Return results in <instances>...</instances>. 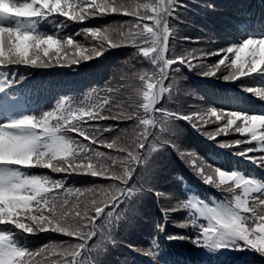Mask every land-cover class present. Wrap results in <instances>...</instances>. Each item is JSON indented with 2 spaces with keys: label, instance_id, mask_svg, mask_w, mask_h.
<instances>
[{
  "label": "snow or ice",
  "instance_id": "1",
  "mask_svg": "<svg viewBox=\"0 0 264 264\" xmlns=\"http://www.w3.org/2000/svg\"><path fill=\"white\" fill-rule=\"evenodd\" d=\"M181 6L179 0H0V72L5 73L7 81L0 87V114L22 103L5 90L19 83L15 72L9 78V70L14 67L79 66L109 49L128 45L136 49L137 59L149 66L131 78L122 77L131 79V83L115 88L109 83L92 89L87 103L77 104L65 97L52 111L0 123V225H10L29 235L51 232L69 238L32 252L12 243L14 233L10 229L0 231V264H80L86 249L103 248L105 240L115 243L116 229L133 217L147 193L171 201L170 195L150 183L153 165L149 160L166 147L175 149L182 159L192 158L194 170L206 184L232 197L217 206L204 205L199 209V218L206 219L207 224L192 216L179 225L195 229L197 235L169 239L189 240L197 247H226V241L236 239L240 249L249 248L264 256V186L237 172L213 167L195 152L180 151L173 139L178 120L191 124L210 140L229 133L242 134L250 141L235 138L218 143L224 148L238 149V155L264 167V113L197 105H190L187 111L183 106L169 107L179 91L178 80L186 79L182 69L228 82L264 75V36L249 37L215 50L185 47L177 51L180 41L216 43L211 36L195 41L179 36V29L170 23V18L176 16ZM56 14L74 22L105 16L131 19L103 28H82L83 34H90L97 42L84 47L59 32H38L39 25L50 17L54 21ZM55 27L62 31L66 22ZM70 50H74L71 55ZM61 52L65 54L63 58ZM230 56L234 58L226 64ZM208 57H218V61L208 64ZM221 65L227 74L217 77ZM246 90L264 99V88ZM122 123L128 126L121 127ZM209 124L215 125V129L204 128ZM73 132L90 143L77 141L70 135ZM96 145L111 151H100ZM24 168L91 175L105 183L69 188L65 180L30 175ZM190 207L197 206L178 201L169 207L162 206V210L167 216ZM93 240L98 242L93 245ZM49 253L54 259L49 258ZM146 254L154 259L157 255L152 250Z\"/></svg>",
  "mask_w": 264,
  "mask_h": 264
},
{
  "label": "trees",
  "instance_id": "2",
  "mask_svg": "<svg viewBox=\"0 0 264 264\" xmlns=\"http://www.w3.org/2000/svg\"><path fill=\"white\" fill-rule=\"evenodd\" d=\"M182 5L179 7L176 16L170 18V23L179 29V36L191 37L195 41L198 37L207 40L211 36L216 43L208 45L205 43H191L190 41H180L177 44V51L182 48H211L215 50L221 46L239 44L249 37L264 36L261 32L250 27L259 19L264 21V0H179ZM209 5H213L210 7ZM42 22L38 27L39 33L59 35L62 37L71 36L75 42L84 47H92L97 43L89 35L82 33L84 27H100L117 24L122 20L131 19L125 16H105L103 18H93L84 22H74L59 14H56L54 21ZM66 22V27L62 31L55 27V24ZM79 33V34H78ZM70 50L69 55L72 54ZM136 49L131 46L109 49L103 55L93 60L83 61L79 66L53 67V68H13L9 72H15V79L19 83L9 85L5 90L13 97L22 101L16 107L17 110H27L31 115H40L46 111L55 109L58 101L63 98H71L74 103L89 102L88 93L92 89L103 88L106 84L118 87L131 83V78L135 74L148 69L146 63H142L134 55ZM78 54V53H77ZM53 55V53H49ZM64 53L60 56L63 58ZM221 57L219 58H222ZM226 60L229 64L231 59ZM218 57H208L206 62L214 64ZM194 63L198 61H193ZM186 79H179L177 82L178 93L169 103V107L176 108L183 106L187 111L190 105H197L201 108L214 107L218 110L243 111L252 114V103L241 98H259L253 92L246 89L264 88V81L259 77H243L241 81L228 82L215 77H206L198 74L197 71L182 69ZM227 74L224 65L220 66L217 77ZM23 77V79H20ZM169 81H166L168 83ZM7 83V82H6ZM5 85H3L4 87ZM220 86L231 87V89H221ZM3 95V94H2ZM159 107V105H157ZM16 111V110H15ZM128 123H122L121 127H127ZM176 134L173 137L179 145L180 151L195 152L197 157L204 162L212 164L213 167L224 170L226 165H219L213 162L210 154L217 158H225L224 161L232 164L238 155L236 148H224L218 141L244 138L242 134L229 133L227 136L218 137L215 143L204 136L191 124L178 120L175 122ZM209 131L215 129V125H205ZM77 141L90 143L79 137L77 133L70 134ZM207 139L208 141H205ZM100 151H111L103 146L96 145ZM190 159H182L179 153L171 147H166L160 153L154 154L149 163L153 165V178L150 181L158 191H163L171 196V201L166 198H159L154 193H147L137 206L133 217L121 224L113 234L115 243L105 240L104 247L99 249H86L80 259V264H215L208 256L202 252L201 247H197L189 240L169 239V236H195L196 230L181 228L179 225L186 223L194 214L189 208L180 209L169 213L167 216L162 210V206L169 207L178 201H187L183 192L182 177L198 194L223 200L231 198V194L206 184L194 170V165ZM200 161L197 160V163ZM231 167V165H229ZM30 175H48L52 179L65 180L66 187L86 188L94 183H105L104 180L92 177L91 175H66L64 173H52L50 169L33 168L26 170ZM132 223L131 227L127 226ZM163 225L161 231L160 226ZM23 241L22 249H29L35 252L46 244L68 240L62 234L51 232H41L37 235H19ZM98 240H93L95 245ZM143 250V251H138ZM152 250L157 253L156 258L147 255L146 252ZM50 259V253L48 254ZM38 260L44 259L37 257ZM223 264H229L224 262ZM231 264V263H230ZM242 264H264V258L255 256L253 259L244 260Z\"/></svg>",
  "mask_w": 264,
  "mask_h": 264
},
{
  "label": "rangeland",
  "instance_id": "3",
  "mask_svg": "<svg viewBox=\"0 0 264 264\" xmlns=\"http://www.w3.org/2000/svg\"><path fill=\"white\" fill-rule=\"evenodd\" d=\"M3 78H4V77L1 75V72H0V87H3V85H5V83L2 82ZM22 114H25V113H22ZM6 116H7V117H6ZM20 117H22V115H20L19 113H14L13 110H9V111H6V112L4 113V117H3V114H0V123H3V122L6 120V118L15 119V118H20ZM255 143H256V142H255ZM193 203H194V202H193ZM194 204H195V203H194ZM195 205L197 206V207L195 208V210L197 209V213L199 214V209H200L201 207H203V206H199L198 203L195 204ZM213 205H214V206H217V205H219V204H213ZM214 206H213V207H214ZM201 220H202L203 222H206V223H207L206 219L201 218ZM131 225H132V223L129 222V224H127V225L124 227V229H126L127 226H130V227H131ZM236 242H237L236 239H232V240L226 241L225 243H226L228 246H226V247H221V248L224 249V250H226V251H229L230 253H232V248L229 247V246H231V245H235ZM214 248L217 249V248H220V247H216V246H214Z\"/></svg>",
  "mask_w": 264,
  "mask_h": 264
}]
</instances>
